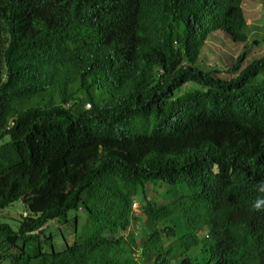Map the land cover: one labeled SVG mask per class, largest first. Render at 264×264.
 Segmentation results:
<instances>
[{
    "label": "trees",
    "instance_id": "obj_1",
    "mask_svg": "<svg viewBox=\"0 0 264 264\" xmlns=\"http://www.w3.org/2000/svg\"><path fill=\"white\" fill-rule=\"evenodd\" d=\"M59 8L55 0H0V210L21 202L28 212L26 218L0 217V252L3 257L14 252L5 257L10 264H136L130 258L132 238L119 237L129 219L122 206L137 192H146L190 144L177 138L175 145L164 146L166 139L147 124L134 131L139 124L135 115L140 112L146 121L155 117L160 104L171 99L163 92L184 83L170 66L155 78L168 42L151 24L133 30L139 46L131 68L122 62L120 71L106 65L107 58L87 62L64 56L67 14ZM80 15L74 16L83 19ZM18 17L23 23L16 27L10 21ZM161 19L175 30L185 27L175 14ZM151 34L157 41H151ZM104 66L114 73L100 75L96 69ZM256 67L264 75V58ZM249 82L257 86L255 76ZM192 91L173 93L195 100L200 93ZM83 103L90 104L89 111L82 110ZM65 104L69 109H62ZM59 117L70 124L52 121ZM212 152L205 151L198 163L207 187L214 188L234 164L221 147ZM224 155L226 162L217 160ZM215 163L224 175L210 174ZM87 216L91 235L80 237L77 227ZM61 223L75 229L63 249L56 233ZM44 224L48 227L39 231ZM82 231L88 233L87 227ZM142 262L151 264L148 258Z\"/></svg>",
    "mask_w": 264,
    "mask_h": 264
},
{
    "label": "clouds",
    "instance_id": "obj_2",
    "mask_svg": "<svg viewBox=\"0 0 264 264\" xmlns=\"http://www.w3.org/2000/svg\"><path fill=\"white\" fill-rule=\"evenodd\" d=\"M55 1L67 14L63 28L69 42L62 44L64 56L72 54L87 62L107 58L106 65H115L120 71L122 62L131 68L130 58L139 46L133 30L140 24H151L168 42L155 78L170 66L174 67L172 74L180 75L184 83L181 89L163 92L171 99L160 104L155 117L146 121L140 112L135 115L139 124L134 131L140 132L147 124L159 139H166L164 146L175 145L177 138L190 146L175 157L161 178L149 184L146 192H137L122 206L129 219L119 237L132 238L131 261L143 264L148 258L151 264H264V75L257 73L256 67L264 58V0ZM168 13L175 14L185 27L175 30L174 25L164 23L161 17ZM77 14L84 18H76ZM10 23L18 27L23 19L18 17ZM151 41H157L154 34ZM217 45L220 50H214ZM96 70L100 75L114 73L105 66ZM251 76L257 78L255 87L249 82ZM193 88L200 93L195 100L173 93ZM68 107L62 105L64 110ZM80 107L90 110L89 103ZM52 121L70 124L60 117ZM114 130L123 131L121 127ZM216 146L228 158L232 156L229 159L234 166L224 175L219 164H213L210 174L225 177L211 188L198 162L206 158L205 151L213 154ZM228 158L224 155L217 160L226 162ZM15 203L1 209L0 217L26 218L25 209L17 216L5 214ZM91 226L87 216L77 227L79 236L91 235ZM47 227L44 224L38 230ZM86 227L88 233H83ZM56 228L63 249L66 242L73 241L75 229L64 223ZM12 253L3 257L0 252V264H10L5 257Z\"/></svg>",
    "mask_w": 264,
    "mask_h": 264
},
{
    "label": "rangeland",
    "instance_id": "obj_3",
    "mask_svg": "<svg viewBox=\"0 0 264 264\" xmlns=\"http://www.w3.org/2000/svg\"><path fill=\"white\" fill-rule=\"evenodd\" d=\"M249 21L253 22L251 19ZM262 24L264 25V16H263V19H262ZM249 26H251V25L249 24ZM250 28H252V27H250ZM219 40H221V39H219ZM217 47L218 48H216V49L214 48V50H220L219 49L220 46L217 45ZM226 47H227V44H226L225 48ZM225 48H223V49H225ZM22 210H23V207L18 202V203H15L13 206L9 207L8 209H6L5 212H7V213H5V214L9 215V217H12V215L8 214V212H9V213H14L15 216H17L18 214H20L22 212Z\"/></svg>",
    "mask_w": 264,
    "mask_h": 264
}]
</instances>
